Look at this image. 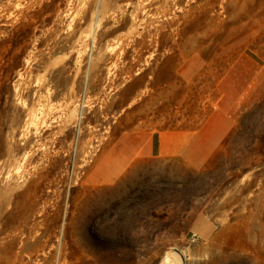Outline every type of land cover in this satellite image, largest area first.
Returning <instances> with one entry per match:
<instances>
[{
    "label": "rangeland",
    "instance_id": "374dc122",
    "mask_svg": "<svg viewBox=\"0 0 264 264\" xmlns=\"http://www.w3.org/2000/svg\"><path fill=\"white\" fill-rule=\"evenodd\" d=\"M168 252L264 264V0H0V264Z\"/></svg>",
    "mask_w": 264,
    "mask_h": 264
},
{
    "label": "crops",
    "instance_id": "0c3cea01",
    "mask_svg": "<svg viewBox=\"0 0 264 264\" xmlns=\"http://www.w3.org/2000/svg\"><path fill=\"white\" fill-rule=\"evenodd\" d=\"M161 150L162 146L158 135H152L145 149L146 154L156 157L159 156Z\"/></svg>",
    "mask_w": 264,
    "mask_h": 264
},
{
    "label": "bare ground",
    "instance_id": "6f19581e",
    "mask_svg": "<svg viewBox=\"0 0 264 264\" xmlns=\"http://www.w3.org/2000/svg\"><path fill=\"white\" fill-rule=\"evenodd\" d=\"M163 262H165L166 264H179L180 263L179 259L169 252L165 254Z\"/></svg>",
    "mask_w": 264,
    "mask_h": 264
},
{
    "label": "water",
    "instance_id": "95a60500",
    "mask_svg": "<svg viewBox=\"0 0 264 264\" xmlns=\"http://www.w3.org/2000/svg\"><path fill=\"white\" fill-rule=\"evenodd\" d=\"M172 254H173L175 257H177V258L179 259L180 263H181V260H182L181 256H180L178 253H176V252H172Z\"/></svg>",
    "mask_w": 264,
    "mask_h": 264
}]
</instances>
